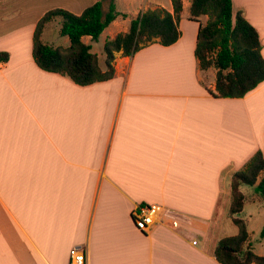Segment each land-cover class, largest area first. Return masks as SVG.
Instances as JSON below:
<instances>
[{
	"label": "crops",
	"instance_id": "obj_1",
	"mask_svg": "<svg viewBox=\"0 0 264 264\" xmlns=\"http://www.w3.org/2000/svg\"><path fill=\"white\" fill-rule=\"evenodd\" d=\"M98 1L108 12L105 0H0V52L9 54L0 62V264H70L76 248L88 264H220L218 242L239 233L224 226L232 177L264 153V82L243 98L210 93L216 76L201 81L191 0L178 42L116 53L112 80L79 86L43 71L33 56L39 20ZM232 3L258 31L264 57V0ZM115 4L121 15L104 44L149 8L174 13L171 0ZM241 189L248 228L255 217L264 223L259 194ZM151 204L162 214L142 232L133 214Z\"/></svg>",
	"mask_w": 264,
	"mask_h": 264
},
{
	"label": "trees",
	"instance_id": "obj_2",
	"mask_svg": "<svg viewBox=\"0 0 264 264\" xmlns=\"http://www.w3.org/2000/svg\"><path fill=\"white\" fill-rule=\"evenodd\" d=\"M171 2L174 13L164 8H149L131 20L127 32L108 38L104 45L105 68L92 52V46L85 43L83 38L91 37L92 41H99L104 31L118 19L121 14L117 12L115 0H110L108 12L103 9V1L88 7L80 15L62 8L53 9L37 23L34 60L43 71L59 74L79 86L112 80L116 75V53L134 56L153 43L168 47L178 42L181 37L179 22L183 0ZM204 17H208L206 23L202 21ZM189 18L200 24L195 51L198 68L216 71L215 90H210L212 95L217 98H243L264 82L260 35L242 11L234 14L232 0H191ZM56 21L60 26V35L69 38L68 47H55L43 41L45 29ZM8 60L9 54L0 52V62ZM243 186L254 188L264 201L262 151H258L232 177L229 215L239 233L218 242L214 256L220 264H264V256L254 251L247 222L235 218L244 211L247 201L241 189ZM260 237L264 239V226Z\"/></svg>",
	"mask_w": 264,
	"mask_h": 264
},
{
	"label": "rangeland",
	"instance_id": "obj_3",
	"mask_svg": "<svg viewBox=\"0 0 264 264\" xmlns=\"http://www.w3.org/2000/svg\"><path fill=\"white\" fill-rule=\"evenodd\" d=\"M135 1H136V5L141 3V0H135ZM105 4L107 7L110 4V0H105ZM130 12H131L130 17H132V13L135 12V9L130 8ZM84 40H85V43L90 44L92 46V52L99 57L102 67L105 68L106 55L104 53V45H105L104 44V38L101 39L102 41L100 40L97 42L92 41V39H90L88 37H86ZM43 41H44V43L53 45L55 47H68L70 44L68 37H63L60 35V26H59V23L57 21L53 22L47 26V28L44 31ZM212 72L214 73V76H216V71L214 69H210L208 71H200L202 83H204V84L209 83ZM230 196H231V194H230ZM260 201H261V206L264 208L263 199L261 198ZM247 207H249V205ZM220 215L221 214H219V216ZM225 216H226V218H225L226 223L224 226H226V224H227L226 233H227V235H233L234 233L237 232L238 227L234 224V222L232 223L233 225L229 224V222L227 221V220H229L228 218L231 217L229 214L225 215ZM243 217H244V215L242 213L235 216V218H241V219ZM217 218H218V216H217ZM261 221L262 220L260 218L256 219V217H255V220H252L250 222V224H249L250 227L248 229L251 231H254V234L252 236V244L255 247L256 253L264 256V239H261V237H260L261 227L264 223H262ZM247 225H248V223H247ZM224 229H225V227H224Z\"/></svg>",
	"mask_w": 264,
	"mask_h": 264
},
{
	"label": "built area",
	"instance_id": "obj_4",
	"mask_svg": "<svg viewBox=\"0 0 264 264\" xmlns=\"http://www.w3.org/2000/svg\"><path fill=\"white\" fill-rule=\"evenodd\" d=\"M162 214V207L156 204L140 206L133 214V221L138 230L147 232L154 226ZM70 264H88L87 252L76 248L71 255Z\"/></svg>",
	"mask_w": 264,
	"mask_h": 264
}]
</instances>
